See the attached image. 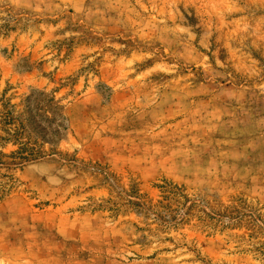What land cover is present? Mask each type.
<instances>
[{
  "label": "rangeland",
  "instance_id": "rangeland-1",
  "mask_svg": "<svg viewBox=\"0 0 264 264\" xmlns=\"http://www.w3.org/2000/svg\"><path fill=\"white\" fill-rule=\"evenodd\" d=\"M0 155V264H264V0H0Z\"/></svg>",
  "mask_w": 264,
  "mask_h": 264
},
{
  "label": "trees",
  "instance_id": "trees-1",
  "mask_svg": "<svg viewBox=\"0 0 264 264\" xmlns=\"http://www.w3.org/2000/svg\"><path fill=\"white\" fill-rule=\"evenodd\" d=\"M20 136V135H19ZM20 146H22V149L20 150V152L18 153V157L17 159H20L21 161H28L29 159H33V158H36V157H39L41 155V151L39 149H37L36 147H30L28 144H22L21 142L18 143ZM2 157V155H0ZM1 161V160H0ZM3 163L0 162V165H2ZM136 184H133L132 185V190L135 191V192H131L132 195L131 197H136V198H139L137 197L138 194V191L135 190L136 188ZM134 195V196H133ZM137 206L139 208H143V206L141 205H138ZM147 207V205H145ZM150 209H153L150 208ZM153 211V210H152Z\"/></svg>",
  "mask_w": 264,
  "mask_h": 264
}]
</instances>
